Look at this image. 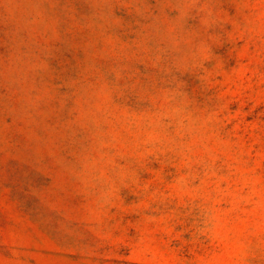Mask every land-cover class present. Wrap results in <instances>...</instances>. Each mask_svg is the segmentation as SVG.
I'll list each match as a JSON object with an SVG mask.
<instances>
[{
    "label": "rangeland",
    "instance_id": "rangeland-1",
    "mask_svg": "<svg viewBox=\"0 0 264 264\" xmlns=\"http://www.w3.org/2000/svg\"><path fill=\"white\" fill-rule=\"evenodd\" d=\"M0 264H264V0H0Z\"/></svg>",
    "mask_w": 264,
    "mask_h": 264
}]
</instances>
